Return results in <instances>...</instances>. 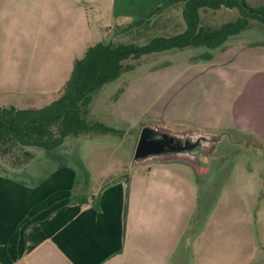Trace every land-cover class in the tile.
<instances>
[{
	"label": "crops",
	"instance_id": "obj_1",
	"mask_svg": "<svg viewBox=\"0 0 264 264\" xmlns=\"http://www.w3.org/2000/svg\"><path fill=\"white\" fill-rule=\"evenodd\" d=\"M167 1L0 0V88L8 87L0 89V105L51 103L89 46ZM94 6L99 31L91 22ZM236 36L209 58L224 63L216 78L225 88L215 94V107L202 109L200 124L195 123L210 131L228 130L264 149V45L239 43ZM227 63L237 65V71L228 73ZM29 166L3 163L0 171V264H185L189 241L184 246L174 226L192 217L197 185L190 163L123 164L108 182L92 171L95 188L88 194L77 187L73 164H54L45 172ZM220 224L211 220L200 236L197 264H238L239 238L219 234Z\"/></svg>",
	"mask_w": 264,
	"mask_h": 264
},
{
	"label": "rangeland",
	"instance_id": "obj_2",
	"mask_svg": "<svg viewBox=\"0 0 264 264\" xmlns=\"http://www.w3.org/2000/svg\"><path fill=\"white\" fill-rule=\"evenodd\" d=\"M248 2L258 6L264 0ZM103 7V15L107 17L108 5L104 3ZM96 9L94 6L89 12L95 31H99ZM163 14L165 19L162 18L163 21L154 27L158 32H162V23L175 27L181 21V9L178 6L171 5ZM238 15L236 8L203 11L205 23L213 26L234 20ZM251 24L234 41L264 45V23L252 19ZM150 30L134 33L133 29L125 34H114L113 40L143 43L152 34ZM167 30L171 34L181 30V27ZM215 52L216 49L207 46H191L144 55L139 61L129 58L127 63L133 64V68L103 86L95 95L89 115L124 131V134L79 139L70 137L63 147L53 151L54 157L47 154L45 149L29 148L36 151L37 159H40L39 162H35V159L29 167L45 172L54 164H73L78 167L77 187L83 186L88 194L95 188L92 171L94 176L104 178L100 182H108L118 166L137 165L133 163V155L144 125L169 124L177 131H202L216 137L222 135L213 148L196 155L200 162L206 156L210 161L205 164L208 167L204 172L194 171V176L191 174L197 185L192 217L186 225L176 222L174 233L183 236L184 246L189 241V248L183 252L185 264H197L200 236L211 228V220L215 225L221 221L219 234H236L239 238L238 264H264V149L261 145L247 144L249 139L228 130L210 131L197 125L200 111L205 107L208 110L215 107V94L225 88V83L216 78L224 63L221 65L209 59ZM13 60L8 63L13 64ZM3 65L4 62L0 65V72ZM237 69L233 63L226 65L228 73H234ZM0 89L7 91L8 87ZM96 147L99 149L95 151ZM12 153V157L15 154L22 159L26 156L22 149ZM9 159L7 161L11 163L17 161L16 158ZM182 160L191 163L186 158ZM247 170L249 175L245 176ZM210 233H215V230ZM251 235L252 240L243 242L246 236ZM232 249L235 251L234 243Z\"/></svg>",
	"mask_w": 264,
	"mask_h": 264
},
{
	"label": "trees",
	"instance_id": "obj_3",
	"mask_svg": "<svg viewBox=\"0 0 264 264\" xmlns=\"http://www.w3.org/2000/svg\"><path fill=\"white\" fill-rule=\"evenodd\" d=\"M173 1L169 0L158 9L131 22L117 25L110 31L112 34L89 46L83 56L75 60L71 76L65 83L60 97L51 103L39 108L0 105V171L3 169V163H11L7 161L8 158L17 159L15 163H11L16 168L34 162L36 151L29 148L45 149L47 154L54 157L53 151L63 147L66 139L70 137L79 139L95 138L104 134H124V131L89 115L92 113L95 95L103 86L133 68V64L127 63L129 58L139 61L144 55L191 46L215 49L230 37L239 35L250 27L252 19L264 23V3L252 6L248 0ZM171 5L181 9V21L175 27L162 23V32H158L154 27L163 21L164 10ZM222 8H236L239 15L234 20L218 26L205 23L203 11ZM179 26L181 30L171 34L167 30L177 29ZM133 29L134 33L151 29L152 34L143 43L113 40L114 34H125ZM16 149H22L25 158L22 159L17 154L12 157L11 154Z\"/></svg>",
	"mask_w": 264,
	"mask_h": 264
},
{
	"label": "water",
	"instance_id": "obj_4",
	"mask_svg": "<svg viewBox=\"0 0 264 264\" xmlns=\"http://www.w3.org/2000/svg\"><path fill=\"white\" fill-rule=\"evenodd\" d=\"M213 139L207 132L177 131L171 125L151 123L141 130L133 163L140 165L149 161L190 158L191 153L195 156L205 153L212 146ZM197 143L200 146L192 149V144Z\"/></svg>",
	"mask_w": 264,
	"mask_h": 264
},
{
	"label": "flooded vegetation",
	"instance_id": "obj_5",
	"mask_svg": "<svg viewBox=\"0 0 264 264\" xmlns=\"http://www.w3.org/2000/svg\"><path fill=\"white\" fill-rule=\"evenodd\" d=\"M210 135L214 138L213 141H212V146H211V148H213L214 143L217 142V141H218L221 137H223V136L220 135V136L216 137L215 135H213V134H211V133H210ZM199 146H200V143L192 144L191 148H192V149H196V148L199 147ZM189 153H190V152H189ZM200 155H201V154H200ZM191 156H192V157L189 156L190 158H186V159L189 160V161L192 163L193 168H194L197 172H204V170L207 169V167H208V166H205V164H206L207 162L210 161V158L208 159L207 156H206L205 159L202 160V162H200V161H198V159L196 158V156L193 155L192 153H191ZM199 160H200V159H199ZM191 163H190V164H191Z\"/></svg>",
	"mask_w": 264,
	"mask_h": 264
}]
</instances>
